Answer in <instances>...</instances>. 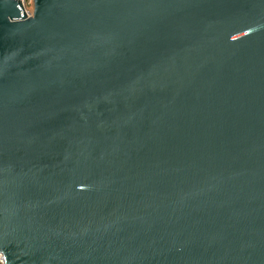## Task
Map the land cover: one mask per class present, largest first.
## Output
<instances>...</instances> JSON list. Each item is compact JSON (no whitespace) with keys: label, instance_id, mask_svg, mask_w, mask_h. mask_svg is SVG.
Masks as SVG:
<instances>
[{"label":"water","instance_id":"obj_1","mask_svg":"<svg viewBox=\"0 0 264 264\" xmlns=\"http://www.w3.org/2000/svg\"><path fill=\"white\" fill-rule=\"evenodd\" d=\"M3 264H264V0H0Z\"/></svg>","mask_w":264,"mask_h":264},{"label":"rangeland","instance_id":"obj_2","mask_svg":"<svg viewBox=\"0 0 264 264\" xmlns=\"http://www.w3.org/2000/svg\"><path fill=\"white\" fill-rule=\"evenodd\" d=\"M24 6L27 12L31 10L30 0H24Z\"/></svg>","mask_w":264,"mask_h":264},{"label":"built area","instance_id":"obj_3","mask_svg":"<svg viewBox=\"0 0 264 264\" xmlns=\"http://www.w3.org/2000/svg\"><path fill=\"white\" fill-rule=\"evenodd\" d=\"M22 2H23V4H24V0H21ZM30 5H31V0H30ZM24 8H25V6H24ZM26 10V9H25ZM0 264H3V259H2V257H1V255H0Z\"/></svg>","mask_w":264,"mask_h":264}]
</instances>
